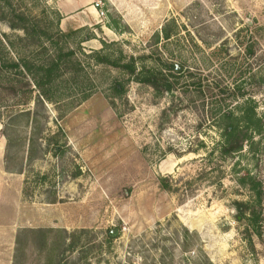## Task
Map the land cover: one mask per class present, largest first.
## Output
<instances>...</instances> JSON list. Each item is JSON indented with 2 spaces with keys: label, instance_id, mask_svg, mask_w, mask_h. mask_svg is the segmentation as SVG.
<instances>
[{
  "label": "rangeland",
  "instance_id": "374dc122",
  "mask_svg": "<svg viewBox=\"0 0 264 264\" xmlns=\"http://www.w3.org/2000/svg\"><path fill=\"white\" fill-rule=\"evenodd\" d=\"M93 5L61 31L51 0H0L46 32L0 15V264H264V0ZM250 100L260 133L221 155L213 120Z\"/></svg>",
  "mask_w": 264,
  "mask_h": 264
},
{
  "label": "trees",
  "instance_id": "16d2710c",
  "mask_svg": "<svg viewBox=\"0 0 264 264\" xmlns=\"http://www.w3.org/2000/svg\"><path fill=\"white\" fill-rule=\"evenodd\" d=\"M7 14L10 17H12L13 20H10L8 22V26L10 29L15 30V29H21L24 33L25 36H38L39 34L41 35H46V32H43L39 28L37 24H30V21L27 20L26 17L17 15L14 13L13 10L7 13H2V19H6L8 16L4 15ZM56 17L58 21L60 20V15L57 13ZM14 20H22L21 23L15 22ZM60 35H63L60 31L58 32ZM65 36H68L65 34ZM166 39L168 38L167 35H165ZM102 45L105 47V44L102 43ZM96 55H99V53H95ZM72 55V53L68 54ZM102 63H105L107 65L113 66L120 68L124 70L127 74L130 75H135L136 74V67H135V60L131 57L130 62L127 64H120L118 61L119 60H114L110 56H102L101 58ZM57 68V64H53L50 68H40L41 72L45 74L47 84H49L51 81H53V71ZM169 68L174 69V65H169ZM44 79V78H42ZM41 80V83L43 81ZM146 84L155 87L156 82L155 79L153 78L152 74L147 72L146 77L143 78V81ZM39 86V84L37 83ZM164 89L165 86H163ZM209 88V87H208ZM217 88H214L216 90ZM226 91L225 89H220L217 91L218 96L223 92ZM252 101H248L244 104L243 109L240 110V115H235L233 112H226L224 114L218 113L219 117H216L213 120V123L215 125H223L224 122H226V126L223 128V134L222 136V141L218 145V150L221 155H232L234 153L240 152L243 150V147L246 143L249 147H252L254 144V136L260 133L261 130V119L254 113ZM220 109V108H219ZM218 109V110H219ZM222 122V124H221ZM243 180H240V183H242ZM168 185H162V188L168 189ZM239 206H244L243 204H237ZM246 209V208H245ZM245 209L242 210L239 213V216L237 217V221H250V217L245 214ZM251 222V221H250ZM259 235V234H258Z\"/></svg>",
  "mask_w": 264,
  "mask_h": 264
},
{
  "label": "crops",
  "instance_id": "0c3cea01",
  "mask_svg": "<svg viewBox=\"0 0 264 264\" xmlns=\"http://www.w3.org/2000/svg\"><path fill=\"white\" fill-rule=\"evenodd\" d=\"M54 8L59 13L61 19L59 28L61 31L72 30L89 25L90 22L85 20L84 15L95 18L98 10L93 5L94 0H51ZM72 12L76 18L72 21ZM83 13V14H81Z\"/></svg>",
  "mask_w": 264,
  "mask_h": 264
},
{
  "label": "water",
  "instance_id": "95a60500",
  "mask_svg": "<svg viewBox=\"0 0 264 264\" xmlns=\"http://www.w3.org/2000/svg\"><path fill=\"white\" fill-rule=\"evenodd\" d=\"M176 71H177V72H179V71H180V69H179L178 67H176Z\"/></svg>",
  "mask_w": 264,
  "mask_h": 264
},
{
  "label": "built area",
  "instance_id": "2783aa9c",
  "mask_svg": "<svg viewBox=\"0 0 264 264\" xmlns=\"http://www.w3.org/2000/svg\"><path fill=\"white\" fill-rule=\"evenodd\" d=\"M100 15H103V13H102V12H100Z\"/></svg>",
  "mask_w": 264,
  "mask_h": 264
}]
</instances>
